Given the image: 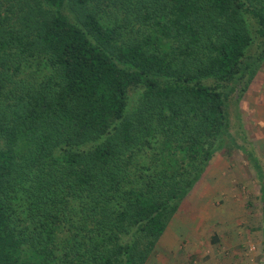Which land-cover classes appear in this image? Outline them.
Segmentation results:
<instances>
[{"label": "trees", "instance_id": "16d2710c", "mask_svg": "<svg viewBox=\"0 0 264 264\" xmlns=\"http://www.w3.org/2000/svg\"><path fill=\"white\" fill-rule=\"evenodd\" d=\"M263 62L264 0H0V264H146L217 152L263 179Z\"/></svg>", "mask_w": 264, "mask_h": 264}, {"label": "rangeland", "instance_id": "374dc122", "mask_svg": "<svg viewBox=\"0 0 264 264\" xmlns=\"http://www.w3.org/2000/svg\"><path fill=\"white\" fill-rule=\"evenodd\" d=\"M76 10L63 7L70 17ZM259 78L242 97L241 117L232 120L237 141L260 159L263 179L242 150L217 152L146 264H264V79Z\"/></svg>", "mask_w": 264, "mask_h": 264}, {"label": "crops", "instance_id": "0c3cea01", "mask_svg": "<svg viewBox=\"0 0 264 264\" xmlns=\"http://www.w3.org/2000/svg\"><path fill=\"white\" fill-rule=\"evenodd\" d=\"M172 240L178 241V237H176L175 239L171 237Z\"/></svg>", "mask_w": 264, "mask_h": 264}]
</instances>
